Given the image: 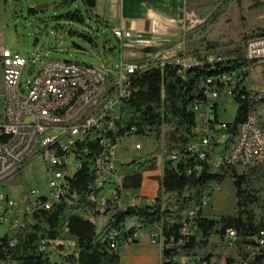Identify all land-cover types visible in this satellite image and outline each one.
I'll list each match as a JSON object with an SVG mask.
<instances>
[{"label":"trees","instance_id":"16d2710c","mask_svg":"<svg viewBox=\"0 0 264 264\" xmlns=\"http://www.w3.org/2000/svg\"><path fill=\"white\" fill-rule=\"evenodd\" d=\"M76 1L36 5L29 8V13L67 11L60 17L80 20L77 12L80 10L71 9ZM263 4L264 1L258 0L254 6ZM232 5L241 6L242 0H186L184 46L181 53L169 60L153 59L146 50L120 46L122 62L139 68L129 77L128 92L118 106L119 119L107 134L110 138L101 141L100 148L95 133L91 131L83 136L84 142L76 150L81 165L68 180L62 199L48 209L38 207L25 215L14 239L8 233L0 237V264H120L119 250L135 231L159 229L165 243L177 242L181 237L183 213L194 208L197 210L192 218L193 233L179 249L164 247V264L174 256L194 258L197 264H264V250L257 252L254 240L264 231V161L244 169L214 163L223 159L236 142L239 126L248 114L260 123L262 120L263 107L250 99L259 98V92L250 93L244 84H237L231 88V97L237 105L233 122H224L222 130L213 129L214 123L220 122L217 116L220 97L210 100L207 91L221 92L226 87L220 81L222 76L247 74L245 68L253 61L239 55L225 61L229 44L206 37ZM78 34L94 44L93 35ZM260 35H264V28L246 33L243 44ZM179 59L187 64L177 62ZM210 102L215 113L210 130L224 138L218 143L211 140L205 158L201 159L197 152L189 150L198 137L193 107ZM114 136L121 139L149 136L156 144L151 152L133 156L127 162L129 171L122 173L120 168L121 192H136L141 186L142 173L155 170L160 156L164 158L163 173L151 202L121 207L113 205L110 196L101 197L104 199L101 207L105 208L100 211L90 199V195L101 193L95 186L96 158L100 149L110 150ZM27 162L6 179L10 185L21 183V169ZM227 180L231 182L233 212L204 214L206 198ZM102 212L108 215V220L98 231L96 222L87 216L96 218ZM129 219H135L137 224L125 229ZM228 229L236 233L232 249L224 238Z\"/></svg>","mask_w":264,"mask_h":264},{"label":"built area","instance_id":"2783aa9c","mask_svg":"<svg viewBox=\"0 0 264 264\" xmlns=\"http://www.w3.org/2000/svg\"><path fill=\"white\" fill-rule=\"evenodd\" d=\"M112 32L122 45L133 37L132 33L120 27H114ZM246 51H264V35L248 39L244 45V52ZM177 62L184 66L187 64L182 59ZM26 65L23 57L12 54L7 48L0 49V183L5 182L30 157L42 156L48 168L46 191L33 188L20 201L0 193V224L7 223L13 239L23 226L25 215L38 207L48 209L52 203L62 199L68 180L81 165L76 150L84 142L83 132L95 133L100 148L101 141L110 138L107 134L119 119V115H115V106H119L121 98L128 92L130 75L139 68L136 64L123 62H120L118 69L112 63L79 67L71 65L70 61L50 59L40 64L35 73L30 70L32 78L24 81L22 72ZM60 74H69V82H59ZM247 80L246 72L233 76L224 75L220 81L226 87L221 92L208 90V99L231 96V88L244 84ZM79 90H87V97H79ZM250 99L260 103L264 109V89L259 90V98ZM70 104H78V112L70 121H63V114ZM193 111L196 114L198 137L190 144L189 150L197 152L203 159L210 141L221 142L224 135L210 130V124L215 118L211 102L195 105ZM224 128V122L213 125L216 131ZM242 130L244 138L237 139V144H233L223 159L214 160L215 165L225 164L244 169L264 161V133L254 128L250 114L247 115L245 128ZM120 141L121 137L114 136L111 149H100L96 158L95 186L101 189V193L97 196L90 195V199L97 203L100 211L105 208L101 207L103 196H110V202L116 206L120 205L122 194L128 195L127 204L149 203L145 198H138L135 192H121V170L116 165ZM140 146V143H135L133 148L140 149ZM106 186L108 194H104ZM42 197L45 198L44 201L41 200ZM196 210L188 209L183 213L181 237L177 242L171 240L165 243L159 229L146 232L150 243L159 247L161 258L164 247L179 249L186 237L193 233L192 218ZM87 218L95 221L92 215ZM141 232L135 231L123 246L132 244ZM224 238L232 249L236 240L235 231L226 230ZM254 240L258 245L257 252H262L264 231ZM172 261L173 264H197L196 259L184 256H174L168 260V264Z\"/></svg>","mask_w":264,"mask_h":264},{"label":"rangeland","instance_id":"374dc122","mask_svg":"<svg viewBox=\"0 0 264 264\" xmlns=\"http://www.w3.org/2000/svg\"><path fill=\"white\" fill-rule=\"evenodd\" d=\"M258 0H242V5H232L226 14L214 24L206 33L210 40L221 41L229 44L224 55V60H231L238 55L244 58L243 37L253 30L264 28V4L254 6ZM264 1V0H260ZM14 0H8L7 7L10 11L0 14V44L5 45L12 54H18L26 62V68L22 72V80L31 79L29 71L34 73L40 64L46 60L58 59L70 62H80L94 67L100 64L112 63L118 69L121 62L120 42L109 28H105V35L98 29L95 20V12L83 4L82 1L71 8L77 11L80 20H72L68 17H60L67 11H48L32 15L27 11H13ZM25 3V2H24ZM74 12V11H72ZM189 12L188 17H190ZM103 29V30H105ZM99 30V31H97ZM89 33L94 37V44L80 36L78 33ZM96 32L98 36L95 37ZM105 36L110 40L112 50L107 48ZM248 61V60H246ZM252 61V60H251ZM248 80L244 83L250 93L259 92L264 88V62L255 60L247 64ZM115 76L116 73H114ZM218 120L220 122H233L237 105L231 96H220L217 99ZM135 143H140V149H134ZM155 141L149 136H125L121 139L117 148L118 168L122 173L130 170L127 162L136 155H145L155 149ZM111 149V148H110ZM132 149L131 151H129ZM164 158L159 157L158 167H163ZM22 181L17 185H10L7 181L0 183V193L10 199L20 201L33 189L46 191V179L48 168L42 156L30 157L22 167ZM108 186L104 188L107 189ZM215 190L211 197L205 200L203 213L231 214L233 212L232 190L229 180ZM106 194V193H105ZM109 197V196H103ZM105 217H96V227L101 231L104 227ZM9 234L7 223L0 224V237Z\"/></svg>","mask_w":264,"mask_h":264},{"label":"crops","instance_id":"0c3cea01","mask_svg":"<svg viewBox=\"0 0 264 264\" xmlns=\"http://www.w3.org/2000/svg\"><path fill=\"white\" fill-rule=\"evenodd\" d=\"M56 1L59 0H14L13 11H25V7L29 11V8L36 5ZM78 1L86 5L84 0ZM76 2L71 5V8L77 4ZM7 4L8 0H0V14L3 15V11H10ZM89 8L95 12L94 21L98 24L100 32L105 35L107 28L112 30L114 27L129 31L133 35L132 40L123 45L146 50L153 59L166 61L177 56L183 49L187 19L186 0H94V5ZM97 36L96 32L95 37ZM105 42L107 48L112 50L113 47L107 36H105ZM1 48L7 47L0 44ZM162 173L163 167L143 172L141 186L135 194L151 202L157 195ZM105 193L108 194L107 189ZM127 203L128 195L122 194L120 206L125 207ZM99 216L105 217L103 224L105 225L108 215L100 214ZM136 224L135 219H129L125 222V229ZM68 248L71 250L72 247ZM119 255L120 264H162L159 247L150 243L144 231L138 235L135 242L123 246L119 250Z\"/></svg>","mask_w":264,"mask_h":264},{"label":"bare ground","instance_id":"6f19581e","mask_svg":"<svg viewBox=\"0 0 264 264\" xmlns=\"http://www.w3.org/2000/svg\"><path fill=\"white\" fill-rule=\"evenodd\" d=\"M244 57L247 60H253V61L264 60V51H246V52H244ZM70 64L76 65L79 67H88V64H83L80 62H70ZM59 82H69V74H60L59 75ZM79 97H87V90H79ZM77 112H78V104L68 105L67 112H64V114H63V121H70V119H72V117L76 116ZM117 114H118V106H115V115H117ZM250 121H251V123L254 124V128H257L258 131H260V133H264V109L262 111L261 123L253 115H250ZM242 128H245V122H243L239 126L236 142L234 144H237V139L244 138V130H242ZM89 132H91V131L83 132V136ZM219 160H221V159H219ZM103 203H104V199H101V205H103Z\"/></svg>","mask_w":264,"mask_h":264},{"label":"water","instance_id":"95a60500","mask_svg":"<svg viewBox=\"0 0 264 264\" xmlns=\"http://www.w3.org/2000/svg\"><path fill=\"white\" fill-rule=\"evenodd\" d=\"M84 2L88 7H92L94 5V0H84Z\"/></svg>","mask_w":264,"mask_h":264}]
</instances>
